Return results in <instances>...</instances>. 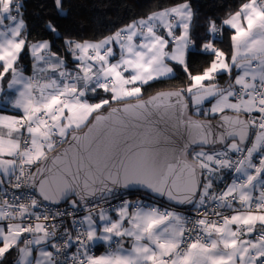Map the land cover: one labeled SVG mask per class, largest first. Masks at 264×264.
I'll return each instance as SVG.
<instances>
[{
  "label": "snow or ice",
  "instance_id": "6c2138e0",
  "mask_svg": "<svg viewBox=\"0 0 264 264\" xmlns=\"http://www.w3.org/2000/svg\"><path fill=\"white\" fill-rule=\"evenodd\" d=\"M54 3L66 15L63 0ZM22 7L0 0V106L22 113L0 115V264H264V0L219 25L209 18L199 49L188 0L95 42L65 38L75 70L48 40L29 42ZM43 27L59 37L51 21ZM225 28L230 59L216 46ZM25 50L31 76L17 67ZM195 51L212 59L193 75ZM177 67L186 87L143 98ZM98 90L109 98L89 102ZM224 171L231 182L215 192ZM121 189L144 196L111 206L112 218L103 205ZM149 196L186 207L162 209ZM61 202L71 211L49 207ZM65 216L71 229L55 223Z\"/></svg>",
  "mask_w": 264,
  "mask_h": 264
},
{
  "label": "trees",
  "instance_id": "16d2710c",
  "mask_svg": "<svg viewBox=\"0 0 264 264\" xmlns=\"http://www.w3.org/2000/svg\"><path fill=\"white\" fill-rule=\"evenodd\" d=\"M175 2H182V0H63L66 15L62 16L59 15L54 0H21L23 4L21 12L29 33V42L48 40L52 45V51L65 58L69 69L75 70V61L72 60L71 55L67 53L64 46L65 38L95 42L113 34L133 20L145 17L150 12L168 7ZM188 2L195 13L192 34L194 39H196L197 49H199L206 39L211 38L210 36H205L209 18L216 20L219 25L223 19L238 11L240 6L247 0H188ZM49 21L57 25L58 38L43 27ZM230 34L231 32L225 28L222 36L223 42L216 43V46L223 50L229 59L232 51L229 42ZM211 59L212 57L199 51L190 52L188 54V63L192 74L202 73L203 69L209 66ZM31 64L29 53L25 50L21 53V59L18 61L17 67L24 73L32 75ZM176 71V79L165 80L162 83L151 82L150 85H145L142 89L143 98H147L157 91L186 87L189 83L187 75L179 67H177ZM226 81V75L218 78V82L222 86ZM89 98L90 102H99L100 99L109 97L103 90H98V95L94 99ZM106 110H108L107 107L103 109V112ZM141 196H144V194L132 192L114 199L137 200ZM147 201L153 200L147 197ZM116 205H119V203ZM59 207L69 208V202ZM182 210L184 211V209ZM112 211L109 209V214ZM96 250L98 248H95ZM15 255V251H13L11 255H8V260H14Z\"/></svg>",
  "mask_w": 264,
  "mask_h": 264
},
{
  "label": "crops",
  "instance_id": "0c3cea01",
  "mask_svg": "<svg viewBox=\"0 0 264 264\" xmlns=\"http://www.w3.org/2000/svg\"><path fill=\"white\" fill-rule=\"evenodd\" d=\"M228 30H229V31L231 32V34H232V30H230V29H228ZM177 34H179V33L177 32ZM231 34H230V36H231ZM229 42H230V44H231V39H229ZM116 51H117V53H118V52H119V49L117 48ZM28 53H29V57H30V59H31V63H32L33 61H32L31 54H30L29 51H28ZM117 58H118V57H117ZM18 69H20V68H18ZM31 69H32V64H31ZM31 72H32V70H31ZM23 73H24V72H23ZM24 75H25V76H30V75H28V74H26V73H24ZM8 78L10 79V76H9ZM2 86H3V88H4L5 90H7V79L4 80V81L2 82ZM91 96H92V94L89 93V97H91ZM89 102H90V101H89ZM18 114L22 115V113H19L16 109L11 108L10 106H7V107L0 106V115H18ZM222 174L224 175L225 180L219 182V183H221V184H220V186H218L217 188H215V189L213 190V191H215V192H220V191H222V190L226 187V184L231 182V176L229 175V173H228L227 171H224ZM225 174H228V176H225ZM5 186H6V185H5ZM213 188H214V185H213ZM254 195H258V193H254ZM122 199H125V198H121V200H122ZM128 200H130V199H128ZM130 201H136V200H130ZM147 202H148V201H147ZM237 206H238V205H237ZM158 207H161L162 209H163V208H169V209H171V210H175V211L183 212L182 209H177V208L170 207V206H167V205H166V206H158ZM109 215H110L112 218H116V212H115V211H112V213H110ZM96 248H98V250H96V255H100V254H102V253L105 251V248H104L103 246H97Z\"/></svg>",
  "mask_w": 264,
  "mask_h": 264
},
{
  "label": "built area",
  "instance_id": "2783aa9c",
  "mask_svg": "<svg viewBox=\"0 0 264 264\" xmlns=\"http://www.w3.org/2000/svg\"><path fill=\"white\" fill-rule=\"evenodd\" d=\"M30 76H31V75H30ZM62 145H63V144H62ZM62 145H60L59 148H60ZM59 148H58V149H59ZM58 149H57V150H58ZM233 159H235V156H233ZM33 169H34V168H33ZM33 169H32V171H33ZM5 187H8V185H6ZM214 189H215V188H213V190H214ZM9 190H10V191H13V189H9ZM15 191H22V190H15ZM120 201H121V199H112V200L110 201V204H104L103 206L106 207V208L111 209V206L116 205L117 203H120ZM45 203H46V202H45ZM150 203H153V202H150ZM49 207L52 208L53 210H55V209L58 208V209H60V210L68 209L69 211H71L70 208H62V207H59V206L56 207V206H51V205H49ZM88 207L91 208V207H92V204L88 205ZM98 211H99V208H96V209H95V212L98 213ZM224 211H226L227 214H229V215L232 214L230 211H227V210H224ZM85 214H87V213L85 212L84 207H81L80 210H79V213H78V217H77V218H79V216H83V215H85ZM189 214H190V215H193V213H189ZM60 219H63V220H64V226H67V227H69V229H71V218H69V217H67V216H65V217H63V218H57V220L55 221V223H60ZM50 223H51V222H50ZM64 226H61L60 229H59V231L62 232ZM72 251H75V248H73ZM93 253L96 255L95 248L93 249Z\"/></svg>",
  "mask_w": 264,
  "mask_h": 264
},
{
  "label": "water",
  "instance_id": "95a60500",
  "mask_svg": "<svg viewBox=\"0 0 264 264\" xmlns=\"http://www.w3.org/2000/svg\"><path fill=\"white\" fill-rule=\"evenodd\" d=\"M155 94V93H154ZM153 95V94H152ZM151 96V95H150ZM148 98V97H147ZM147 98H145V99H147ZM134 102V101H133ZM116 105H114L113 107H115ZM109 111V109L108 110H106L105 112H103V114H107V112ZM194 118H197V117H194ZM161 128H163V125H161ZM86 132H88V128H84L81 132H80V134L81 135H83V133H86ZM186 139H188V137H187V135H185V140ZM68 147V142L66 141L57 151H60L61 149H65V148H67ZM217 147H219V146H217ZM196 150H200V149H196ZM206 150H209V149H206ZM56 153H52V155H55ZM69 156H71V152L69 153ZM57 166L58 167H62L63 166V164L61 163V162H57ZM33 171H35V168L33 169ZM122 193H123V190L121 189L120 190ZM133 192H135V191H133ZM132 193V192H131ZM139 193H143V192H139ZM125 194H127V193H123L122 195H125ZM144 194V193H143ZM121 195V196H122ZM150 197V196H149ZM150 198H152V197H150ZM70 200L71 199H75V197H70L69 198ZM153 199V198H152ZM156 201H158V202H160V203H163V204H165V205H167V206H170V207H174V208H177V209H184L186 206H178V205H174V204H171V203H169V202H167L166 201V199H164V198H156L155 199ZM47 203V202H46ZM68 202H61L59 205H51V206H63V205H65V204H67ZM91 204V203H90ZM89 204V205H90Z\"/></svg>",
  "mask_w": 264,
  "mask_h": 264
},
{
  "label": "flooded vegetation",
  "instance_id": "af4514ba",
  "mask_svg": "<svg viewBox=\"0 0 264 264\" xmlns=\"http://www.w3.org/2000/svg\"><path fill=\"white\" fill-rule=\"evenodd\" d=\"M225 176H228V174H225ZM220 184L221 183H214V188H217L218 186H220ZM150 198V197H149ZM126 199V198H125ZM150 199H152V198H150ZM153 200V199H152ZM150 202H154V203H156V205L157 206H166L165 204H163V203H160V202H158V201H148V203H150Z\"/></svg>",
  "mask_w": 264,
  "mask_h": 264
},
{
  "label": "rangeland",
  "instance_id": "374dc122",
  "mask_svg": "<svg viewBox=\"0 0 264 264\" xmlns=\"http://www.w3.org/2000/svg\"><path fill=\"white\" fill-rule=\"evenodd\" d=\"M206 107H210V105H205Z\"/></svg>",
  "mask_w": 264,
  "mask_h": 264
}]
</instances>
